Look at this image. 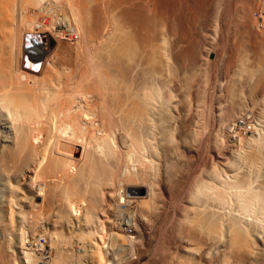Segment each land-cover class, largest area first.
I'll return each instance as SVG.
<instances>
[{
    "label": "bare ground",
    "instance_id": "6f19581e",
    "mask_svg": "<svg viewBox=\"0 0 264 264\" xmlns=\"http://www.w3.org/2000/svg\"><path fill=\"white\" fill-rule=\"evenodd\" d=\"M181 2L0 0V129L6 143L0 176L22 178L19 185L6 183L0 264H18L20 253L26 255L22 264L41 263L26 252L31 241L29 249L10 243L15 240L6 232L16 222L18 241L19 234L30 237L24 227L33 225L38 243L45 225L53 228L54 264H84L82 256L87 264H137L143 255H150L148 264H264V56L257 59L264 51V17L254 16L264 11V0L240 1L243 10L249 7L246 14L255 10L238 22L240 39L231 41L239 40L228 58L235 64L223 58L220 65L235 67L226 76L222 68L224 76L208 71V57L220 46L217 23L225 20L217 17V28L209 24L206 7L207 23L200 18L198 25L205 26L192 38ZM39 36L44 62L36 52ZM62 38L75 44L69 69L55 67L52 57ZM246 49L259 53L247 51L262 62L259 70L251 72V57L246 65ZM26 59L39 68L26 67ZM246 112L252 130L250 123L243 126ZM72 138L82 139L79 159L66 146ZM74 160L81 164L71 171ZM129 185L144 194L139 211L133 223L114 222L106 213L116 198H138L120 194ZM73 199L85 201V214L74 209ZM125 225L135 226L136 238ZM65 228L71 236L60 235ZM72 247L82 256L70 254ZM117 251L124 255L118 258Z\"/></svg>",
    "mask_w": 264,
    "mask_h": 264
},
{
    "label": "rangeland",
    "instance_id": "374dc122",
    "mask_svg": "<svg viewBox=\"0 0 264 264\" xmlns=\"http://www.w3.org/2000/svg\"><path fill=\"white\" fill-rule=\"evenodd\" d=\"M186 2H181V3H183V5H180V9H181V11H184L183 13H182V16H183V18L185 19V21L186 22H184V24L186 25L185 27H188V29L190 28L189 26L191 25V27L193 26V28L196 26V28H194V31H193V28H192V31H190L191 33H192V35L193 34H195L197 31H195V30H199L200 28H202V26H205V25H202L205 21H206V18L208 17V19L210 18V17H212V18H210L209 20L210 21H208L207 20V22H210L209 24H212L211 22H216V20H218L219 18V20L218 21H220V20H222V22H223V20H225L224 22L226 23H224L225 25H226V28H224L225 27V25L223 26V25H221V22H218L217 24L220 26L218 29H221V28H224V29H221V33L219 32V30L218 29H216L217 27H218V25H217V27H216V25H215V23L212 25V26H215L216 28H214V29H216V30H214L213 29V31H216V34L214 33V32H212V33H214V35H216V36H214L216 39H218V37H221V40H215V41H217V43H218V45H220V46H218V49H217V47H216V49H217V51L219 52V53H216V49H215V53L214 54H211V56H209L208 57V61H209V63H210V61L212 62L213 61V63H214V67H213V63L211 64L210 63V65L212 66H209V64H208V71L209 72H212V71H216V73H217V75L216 76H218V75H220V76H224V74H225V76H226V73H228L227 71L229 70V72H232V70L231 69H234L235 67H230V66H228V65H231V66H233L235 63L233 62V60H231L230 61V59L232 58L233 59V57H234V55H235V53L234 54H232L233 53V51H232V49H234V44L236 43H238L239 42V40H237V41H234V42H232L233 43V45H232V43H231V41H233V39L234 40H236L235 38H237L238 37V39H240V37H239V35L237 34L238 33V31H237V26L239 25V20L242 18V17H245L244 15H247V14H249V13H251L252 12V15L251 14H249V15H251V16H253V11L255 10V8H253V10H249L248 9V12L249 13H247L246 14V10H247V8H249L248 6L246 7V6H244V10H243V5H246V3L244 4V2H241L240 3V1L241 0H233V2H232V0H204L205 2L203 3V1H201V2H199V0H197V2H199L198 3V5H200L199 7H201V8H197L198 7V5H196V0H185ZM213 1V2H212ZM223 1V2H222ZM188 2V3H187ZM194 2H195V5H194ZM218 2V3H217ZM225 2V3H224ZM231 2V3H230ZM238 2V3H237ZM187 3V4H186ZM201 3V4H200ZM240 3V4H239ZM203 4V5H202ZM211 4V5H210ZM215 6H214V5ZM224 4H230L229 6L227 5H224ZM233 4V5H232ZM237 4H239V5H237ZM185 5V6H184ZM218 5V6H217ZM182 6H184V7H182ZM197 6V7H196ZM212 6L213 8H211V9H213L212 11H211V9H209V11H208V8H210V7ZM216 6H217V9H216ZM223 6V7H222ZM206 7H207V9H206ZM215 7V8H214ZM229 7V8H228ZM191 8V9H190ZM203 8V9H202ZM220 8H221V10H220ZM225 8V9H224ZM246 8V9H245ZM185 9V10H184ZM193 9V10H192ZM200 9H202V10H200ZM205 9L207 10L206 12H208L206 15H205ZM215 9V10H214ZM223 9V10H222ZM243 11H241V10ZM200 10V11H199ZM224 10H226V12L224 11ZM228 10V11H227ZM234 10V11H233ZM242 12V13H240V11ZM205 12L204 14H203V12ZM213 11H214V13H213ZM231 11V12H230ZM237 11H239V12H237ZM209 12H211V13H209ZM215 12H216V14H215ZM217 12H218V14H217ZM220 12V13H219ZM222 12V13H221ZM224 12V13H223ZM232 12H234L233 13V15H232ZM245 12V13H244ZM187 13V14H186ZM191 13H193V14H191ZM198 13V14H197ZM227 13H228V15H227ZM244 13V14H243ZM190 14H191V16H190ZM200 14H202L201 16H200ZM210 14L212 15V16H210ZM214 14V15H213ZM221 14V15H220ZM223 14V15H222ZM239 14H241L242 16H239L238 18H237V16L239 15ZM186 15H187V17H186ZM189 15V16H188ZM204 15L206 16V18L204 17ZM216 15V16H215ZM218 15V16H217ZM225 15H227V16H225ZM236 15V16H235ZM197 17V16H199V18H195V17ZM214 16H215V18H214ZM220 16V17H219ZM223 16L225 17L224 19H223ZM190 17V18H189ZM191 17H192V19H191ZM218 17V19H216ZM236 17V18H235ZM190 19L189 21L191 22V20H192V22L190 23V22H188L187 21V19ZM201 18V20L199 21V22H203L202 24L201 23H199V25L201 24V26L199 27V25H198V20ZM222 18V19H221ZM228 18V19H227ZM183 19V20H184ZM195 21H194V20ZM205 20V21H203V20ZM236 19H238V21L236 20ZM214 20V21H213ZM234 20V21H233ZM197 21V22H196ZM229 21V22H228ZM235 21H237V22H235ZM196 22V23H195ZM207 22H205V24L207 23ZM231 22V23H230ZM232 22H234V23H232ZM188 23L190 24V25H188ZM236 23H237V25H236ZM197 24V25H196ZM228 24V25H227ZM233 24H235V25H233ZM188 25V26H187ZM232 27V28H231ZM199 28V29H198ZM235 28H236V30H235ZM187 29V30H188ZM191 29V28H190ZM189 29V30H190ZM226 29V30H225ZM233 31H231V30ZM224 32H223V31ZM195 32V33H194ZM231 34H229V33ZM237 34V36H236V34ZM240 33V32H239ZM262 33H264V32H262ZM220 34H221V36H220ZM234 34H235V36H234ZM191 35V34H190ZM191 35V36H192ZM225 36V37H223V36ZM230 35V36H229ZM234 36V38H233V36ZM195 35H193L192 36V38L194 37ZM36 37V36H35ZM223 37V38H222ZM66 38H68V37H66ZM64 39V38H62V39H60L58 42H59V44L57 45V48L55 49V51L53 52V61L55 62L54 63V65L55 64H57V65H55V67H58V68H62V67H67L68 69L69 68H71L72 67V64L70 65V64H68V59H69V63H70V61H72L71 60V58H72V55H73V53H74V51H75V44H74V41H71V40H69V39ZM226 38V40L225 41H223L222 42V39L224 40ZM227 38H229V39H227ZM262 38H264V34H263V37ZM220 39V38H219ZM231 39V40H230ZM230 40V41H229ZM264 40V39H263ZM37 45H38V47H37V53H39V54H41V56H43V57H39V58H41L42 59V62H44V60H45V56H46V49H45V42H44V40H42V38L39 36V38L37 37ZM43 42V43H42ZM220 43V44H219ZM221 44H223V45H221ZM230 44V45H229ZM215 45H216V43H215ZM228 45V46H227ZM231 45H232V47L233 48H231ZM217 46V45H216ZM263 46H264V44H263ZM263 46H261L262 48H264ZM220 47H222V48H220ZM228 47V48H227ZM229 47H230V49H229ZM260 47V49L258 50H256V51H258L259 53L260 52H262V48ZM220 49H222V50H220ZM60 50V51H59ZM69 50H70V53H71V56H69V57H71V58H68V55H70L69 54ZM220 50V51H219ZM225 50H228V51H230V52H228L227 53V51L225 52ZM264 50V49H263ZM221 51H222V53H221ZM247 51H249V52H251L252 50L251 49H249V50H245V52L247 53ZM32 52H33V50H32ZM31 52V53H32ZM68 52V53H67ZM225 52V54L226 55H223V53ZM259 53H256V54H258L259 55ZM262 53H264V51L262 52ZM262 53H260L261 55L258 57V55H255L254 54V50L252 51V53L251 54H253L254 56H257L256 58L257 59H259V60H261L262 61V59H263V54ZM56 54V55H55ZM58 54V55H57ZM67 54V55H66ZM248 54V56L246 57L248 60L246 61V65L248 66V64H250V60L249 59H251L252 57H253V55H251L250 57H249V55H250V53H247ZM61 55V56H60ZM219 56L220 58H217V57H215L214 58V56ZM233 55V57H231ZM244 55H246V54H242V56H244ZM54 56H56V57H54ZM58 56V57H57ZM67 56V57H66ZM225 56V57H224ZM228 56V57H227ZM229 57H231L230 59H228ZM249 57V58H248ZM262 57V58H261ZM59 58V59H58ZM216 58H217V60H216ZM223 58H225L226 59V61L225 60H223ZM255 58V57H254ZM254 58H252V60L254 59ZM210 59V60H209ZM243 59H245V58H243ZM257 59H254L253 61L251 60V63L253 64V69H251V68H249V71H250V69H251V72H253V70L255 69V67H257V65L258 66H260L261 64H262V62L261 61H259V60H257ZM61 60V61H60ZM67 61L66 63L65 62H63V61ZM216 60V61H215ZM225 61V62H229V63H227L228 65V67L226 66V67H224V69H223V67L221 66V68H222V70H221V68H220V65L221 64H223V66H225L224 65V63H223V61ZM246 60V59H245ZM57 61V62H56ZM58 61H60V62H58ZM219 62V63H218ZM222 62V63H221ZM254 62H258L259 64H256V66H254L255 65V63ZM60 63V64H59ZM72 63V62H71ZM208 63V62H207ZM216 63V64H215ZM230 63H234L233 65L232 64H230ZM261 63V64H260ZM263 63H264V60H263ZM41 64H43V63H41ZM217 64H218V67H216L217 66ZM252 64H250V66L252 65ZM62 67H61V66ZM25 66L26 67H29V68H31V69H37V68H39L38 66H36L35 64L34 65H31V62H29L27 59L25 60ZM247 66H246V68H247ZM250 66H248V67H250ZM216 68H218L217 70H216ZM226 68H228V69H226ZM231 68V69H230ZM261 68V66L260 67H258V70ZM66 69V68H65ZM248 69V68H247ZM246 69V70H247ZM257 69V68H256ZM223 71L224 72V74L222 75V73H221V71ZM217 71H220V72H217ZM255 71H257V70H254V72ZM221 73V74H220ZM248 115H249V117H248ZM247 117H248V119H247ZM245 118H246V120H245ZM249 118L251 119V118H253L252 116L250 117V113L249 112H246L245 114H244V116H243V118H242V121H243V126H244V128L245 129H247V125L249 124V125H252L251 126V129L250 130H252L253 129V122H252V119L249 121ZM245 120V122H244V120ZM252 123V124H251ZM246 125V126H245ZM248 125V126H249ZM3 130V129H2ZM250 130H248V131H250ZM4 131V130H3ZM2 131V132H3ZM0 133H1V129H0ZM99 134H103V132L102 131H100L99 132ZM2 135V133L0 134V136ZM4 135L5 134H3V137L1 136V138H0V150H1V148H2V146H1V144L2 143H4L5 141V139H4ZM2 138H3V140H2ZM4 144H6V143H4ZM4 144H2V145H4ZM83 144V142H82V139L80 140V139H75V138H72L69 142H68V144L66 143V146H70V147H72L73 149H76V151L73 153V154H70V155H73V156H70V157H75L76 159H79V157L81 158V155H79V154H81V152H82V148H81V145ZM118 149L119 150H124V145H121V147H120V143H118ZM65 147V146H64ZM121 148V149H120ZM128 149V148H127ZM125 150H126V146H125ZM201 152L203 153V151L201 150ZM79 153V154H78ZM132 153V152H131ZM133 154V153H132ZM152 158V160H153V157H151ZM150 158V159H151ZM155 159V161H156V158H154ZM79 164H81V161H75L74 160V164H72L71 166H70V170L71 171H73V169H75L76 168V166L77 165H79ZM75 172V171H74ZM6 175V174H5ZM12 175H13V173H8L6 176H3L2 177V174H1V176H0V219H1V214H3V210H1V208H3L4 206V204H2L3 202H5L6 201V199H7V195H9V191H8V189H7V186H6V183H8V182H10V184H14V185H19V184H22V178H21V176L20 175H13V177H12ZM5 177H7V178H5ZM11 178H14L13 180L11 179ZM16 178H18V179H16ZM8 179V180H7ZM12 181H11V180ZM16 179V181H14ZM20 179V180H19ZM4 180H7V181H4ZM18 180V181H17ZM68 180V179H67ZM5 183V184H4ZM18 183V184H17ZM134 186H131L130 187V185L129 186H126V188L125 189H121L120 190V194H121V191H122V194H125V196H128V197H133L134 195H136V196H138V198L137 199H134L135 200V202H134V200H131V201H129V202H127V201H125V200H122L121 201V199L119 198H116L117 199V201L116 202H113L112 204L113 205H111V208H110V210H107L108 211V214L106 213V215H108V217L110 218V220H114V222H117V223H121L122 222V220H123V222L122 223H125L124 221H130L131 223H133V221H132V217H133V214L136 212H134V210H137V212L139 211L138 209H139V207H140V204H138V203H140L139 201H138V199H140V197L141 196H143L144 194L142 193V192H137V190H136V188L134 187ZM6 188V189H5ZM22 189L24 188V187H21ZM134 190H133V189ZM136 190V191H135ZM8 191V192H7ZM82 191V195H83V198H86V196H87V192L85 191V190H81ZM125 191V192H124ZM136 193H135V192ZM8 193V194H7ZM21 193H23V191L21 192ZM130 194V195H129ZM138 194V195H137ZM20 196H22V194L20 195ZM85 196V197H84ZM120 195H119V193L117 194V196L116 197H119ZM77 199H73V203H74V209L77 211V210H80L81 211V213L83 214H85V212L87 211V204H85V201L84 200H77ZM120 200V201H119ZM3 201V202H2ZM40 201H41V199L39 198V199H37V202H39L40 203ZM123 201H124V203H123ZM79 202H80V204H79ZM119 204L118 206H117V204ZM77 204V205H76ZM82 207V208H81ZM129 208H130V210H129ZM129 210V212H125V211H128ZM49 211H51V210H49ZM48 211V212H49ZM110 212V213H109ZM123 213H124V216H123ZM136 214V213H135ZM134 214V215H135ZM98 215H100V216H98ZM97 216H98V218L99 219H102V217L104 218V216L102 215L101 216V213L100 214H98ZM113 215V216H112ZM121 215L123 216V217H121ZM33 217V216H32ZM112 218V219H111ZM124 218V219H123ZM131 220H130V219ZM19 218L17 217V219L15 218V221L16 220H18ZM120 219V220H119ZM127 219H129V220H127ZM29 220V219H28ZM32 221V219H30V221H28V222H31ZM33 221L35 222V220H34V218H33ZM33 222V223H34ZM20 222H16V227H15V229H17V233L21 230L19 227H20V224H19ZM17 224H19V225H17ZM28 226V225H27ZM131 226V225H130ZM30 226H28V227H24V229L23 230H27V228H28V230L29 231H27L28 233H29V235H30V237L28 238V239H23L21 236H20V234H19V238L18 239H20L19 241L17 240V239H15L16 237H17V233H16V230L14 229L13 230V232H15V233H13V232H6V233H8V236L6 235V233H5V235L7 236V238L9 239V237H11V236H9L10 234H12V238H13V241L15 240V243L14 242H10V243H12L13 245H18V244H25L24 246L26 247V248H28L29 247V242L31 241V244H33L34 246L32 247V250H30V251H26V252H34L35 253V255L38 257V258H40L41 260V263H39V264H54V250L52 249L51 250V246H50V244H49V236H50V234L53 232V228L50 226L49 227V225H45V228H46V230L44 229L43 231H45V232H43L42 231V235H44V237H43V239H41V241H40V243H38V242H36V241H34L33 242V240H32V238H33V235L35 234V229H33L34 227H33V225L29 228ZM102 227V226H101ZM124 227V229L126 230V232L129 234V235H131V236H133V238H136L137 237V235L134 233L135 232V226H131V227H127V225H125V226H123ZM2 227H0V229H1ZM48 229V230H47ZM97 230L99 229L100 230V226H98L97 228H96ZM19 230V231H18ZM33 230V231H32ZM64 230V231H63ZM73 230H74V228H73ZM106 230V231H105ZM104 230V232H106V234H107V232H108V230L107 229H105ZM32 231V232H31ZM47 231V232H46ZM61 231V232H60ZM60 235L62 236H64V237H67V236H71L72 234H71V232L72 231H68V229L67 228H65V229H60ZM50 232V233H49ZM58 232V231H57ZM58 232V233H59ZM76 232H80L78 229L76 230ZM99 232H101V231H99ZM20 233V232H19ZM31 233H32V235H31ZM34 233V234H33ZM47 233H48V235H47ZM70 235H69V234ZM14 234V235H13ZM16 235V236H15ZM22 235V234H21ZM37 235V234H36ZM136 235V236H135ZM14 236V237H13ZM31 238V239H30ZM39 238H40V236L39 237H37L36 236V240H39ZM30 239V240H29ZM17 240V241H16ZM27 240V241H26ZM96 240H98V239H96ZM36 242V243H35ZM38 243V244H37ZM28 244V245H27ZM12 245V246H13ZM44 245V246H43ZM46 246V247H45ZM37 247V248H36ZM44 247V248H43ZM31 248V247H30ZM29 249V248H28ZM43 249V250H42ZM71 249L73 250L74 248L72 247V248H70V250H69V253L70 254H72V253H74L75 251V257L78 255L79 257H80V255H81V253L80 252H82L81 250L79 251V249H77L78 250V252H77V250H76V248H75V250H74V252L73 251H71ZM41 250V251H40ZM72 253H71V252ZM41 252V253H40ZM115 253H117L118 255H117V257L118 258H120V257H122V255H124V252H121V251H117V252H115ZM53 257H52V256ZM72 255H74V254H72ZM19 256V258H20V260L23 262V259H21V257L22 258H24V256L26 257V255H22L21 253L18 255ZM51 256V257H50ZM82 256V255H81ZM150 256V255H149ZM149 256H147V255H143L142 257H140V259L138 260V263L137 264H148V261L150 260L149 258ZM83 257V256H82ZM82 257H80V259H82V263L84 262V264L86 263L87 264V262H86V260H84L85 259V257L84 258H82ZM110 259H111V257H110ZM54 260V261H53ZM84 260V261H83ZM21 261L19 262L18 261V264H22L21 263ZM53 261V262H52ZM14 264V263H13Z\"/></svg>",
    "mask_w": 264,
    "mask_h": 264
},
{
    "label": "built area",
    "instance_id": "2783aa9c",
    "mask_svg": "<svg viewBox=\"0 0 264 264\" xmlns=\"http://www.w3.org/2000/svg\"><path fill=\"white\" fill-rule=\"evenodd\" d=\"M254 16L258 17V18L264 17V11H262V12L258 11L257 13H254Z\"/></svg>",
    "mask_w": 264,
    "mask_h": 264
}]
</instances>
